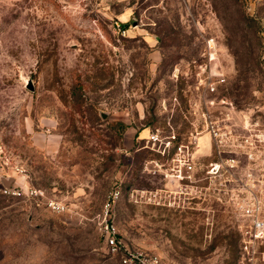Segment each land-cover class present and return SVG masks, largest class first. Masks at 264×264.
<instances>
[{"label":"rangeland","instance_id":"rangeland-1","mask_svg":"<svg viewBox=\"0 0 264 264\" xmlns=\"http://www.w3.org/2000/svg\"><path fill=\"white\" fill-rule=\"evenodd\" d=\"M145 128L197 143L196 187ZM106 222L161 264H264V0H0V264H125Z\"/></svg>","mask_w":264,"mask_h":264},{"label":"built area","instance_id":"built-area-1","mask_svg":"<svg viewBox=\"0 0 264 264\" xmlns=\"http://www.w3.org/2000/svg\"><path fill=\"white\" fill-rule=\"evenodd\" d=\"M208 47L210 54L213 55V50L216 47L215 38L211 37L208 40ZM217 82L211 81L208 84V89L212 92L217 91ZM210 133L212 137L217 139L219 131L215 127V123L211 121ZM148 142L151 144L150 149L157 153L159 157L163 158L164 162L158 163L156 160H151L149 163H156L161 167H165V173L168 177L178 183L181 187L187 189L189 187H196V156L195 148L197 143L190 142H177L176 133H172L162 138L157 130L150 132L148 136ZM4 193L20 195L22 189L5 188ZM27 195L33 198L42 199L44 197V191L32 187L28 190ZM112 198L106 201L104 210L105 214H110L112 207V201L116 197V194L111 195ZM47 206L57 212H65L67 206L60 201L54 199H46ZM103 233L105 235L106 243L109 250L114 255H121V260L125 264H161L160 258L155 254H147L141 251H132L127 249L121 239L119 238V232L114 223L106 222L103 226Z\"/></svg>","mask_w":264,"mask_h":264},{"label":"water","instance_id":"water-1","mask_svg":"<svg viewBox=\"0 0 264 264\" xmlns=\"http://www.w3.org/2000/svg\"><path fill=\"white\" fill-rule=\"evenodd\" d=\"M132 24H137V21L136 20H134V21H132ZM27 86L31 89V90H34V86H33V84H32V79H29L28 80V82H27Z\"/></svg>","mask_w":264,"mask_h":264},{"label":"crops","instance_id":"crops-1","mask_svg":"<svg viewBox=\"0 0 264 264\" xmlns=\"http://www.w3.org/2000/svg\"><path fill=\"white\" fill-rule=\"evenodd\" d=\"M143 133V136H148V134H149V131L145 128V129H143V131H142Z\"/></svg>","mask_w":264,"mask_h":264},{"label":"trees","instance_id":"trees-1","mask_svg":"<svg viewBox=\"0 0 264 264\" xmlns=\"http://www.w3.org/2000/svg\"><path fill=\"white\" fill-rule=\"evenodd\" d=\"M125 25H126V24H124L123 26H125ZM157 155H158V154L154 152V155H153V156H157ZM157 157H158V156H157ZM150 158H152V157H150Z\"/></svg>","mask_w":264,"mask_h":264}]
</instances>
